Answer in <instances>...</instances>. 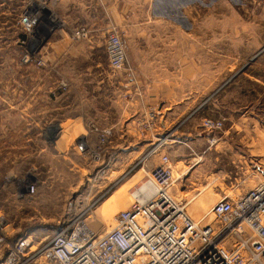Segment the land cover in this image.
I'll return each instance as SVG.
<instances>
[{"label": "rangeland", "instance_id": "374dc122", "mask_svg": "<svg viewBox=\"0 0 264 264\" xmlns=\"http://www.w3.org/2000/svg\"><path fill=\"white\" fill-rule=\"evenodd\" d=\"M183 1L146 6L140 3V8L145 7L142 11L147 16L173 17L179 22V29L193 33L194 107L200 106L208 95L219 107L213 111L205 105L197 109V116L201 126L204 118L224 120L214 145L222 141L229 147L224 157L211 162L209 188L203 185L207 175L198 155L189 157L192 167H174L175 179L187 180L186 187L193 190L174 197L191 202L188 212L199 221L222 198L215 196L213 189L222 187L225 195H239L240 191L234 190L235 182L244 168L253 173L249 178L252 187L264 180V0L180 3ZM34 3L54 14L50 22L40 26L43 39L39 42L27 37L20 23L27 7ZM46 26L53 29L48 35ZM112 27L121 32L120 25H110L106 30ZM60 29L63 23L54 0H0V210L7 218L6 231L11 238L31 236L36 245L48 242L84 206L92 205L91 226L96 232L101 234L113 227L116 215L130 206L133 191L150 177L163 151L160 148L153 153L154 146H150L143 151L136 148L121 153L117 148H108L94 153L98 141L89 131L103 128L105 121H85L88 131L75 121H62L64 113L58 111L57 103L43 98L51 89L50 97L60 94L56 87L61 74L56 45ZM34 50L44 57L45 67L23 63L24 55ZM207 64L220 66L221 79L203 96L202 77L207 72L203 73L202 67ZM209 74L219 75L213 70ZM26 79L34 81L35 97L28 106V116L22 119L20 114L25 109L17 102L19 95L13 82ZM48 85L52 88H45ZM230 110L237 111L238 121L224 117ZM26 127L31 145L27 151H13L10 144L23 138ZM138 138L149 137L130 136L131 141ZM17 180L36 181V195L19 198Z\"/></svg>", "mask_w": 264, "mask_h": 264}, {"label": "crops", "instance_id": "0c3cea01", "mask_svg": "<svg viewBox=\"0 0 264 264\" xmlns=\"http://www.w3.org/2000/svg\"><path fill=\"white\" fill-rule=\"evenodd\" d=\"M171 1L174 0H58V16L63 29L58 31L57 59L70 88L66 93L50 97L52 85H48L45 88L51 90L43 98L57 103L58 111L64 113L62 121L82 124L85 131H88L85 121L104 120V127L100 129L112 131L109 148H117L121 153L135 151L136 148L143 151L168 135L161 146L160 157L168 154L173 168H176L178 164L192 167L189 157L198 155L203 159V172L207 175V182L203 185L209 188L211 162L224 157L229 146L222 141L210 145L208 141L214 135L202 128L201 118L197 116V109L205 105L212 107L213 111L219 109L216 101H211V95L204 98L200 106L194 107L193 33L179 29L181 26L173 17L147 16L145 10L142 11L145 7L140 8V3L146 6V3ZM180 3L195 2L185 0ZM110 25L121 27L129 61L136 71L134 78L121 74L119 79L111 74L105 34ZM82 26L93 30L90 40L74 39L73 32ZM212 70L219 74L220 66L207 64L202 67V72H207L202 77V95L210 93L208 88L221 79L220 74L217 77L210 75ZM13 84L19 95L17 102L24 105L25 112L20 114L23 119L24 115L28 116V106L34 102V81L15 80ZM151 111L157 115V122L147 136L149 138L131 141V134L142 136L139 121L147 119ZM236 113L230 110L224 117L236 122L239 120ZM24 131L20 141L16 139L10 144L13 151H27L32 139H29V127ZM244 169L245 172L235 182L234 190L240 191L239 195L252 187L249 178L253 173ZM187 182L183 178L177 180L170 190L173 196L191 194L193 190L186 187ZM213 190L215 196L225 194L222 187Z\"/></svg>", "mask_w": 264, "mask_h": 264}, {"label": "built area", "instance_id": "2783aa9c", "mask_svg": "<svg viewBox=\"0 0 264 264\" xmlns=\"http://www.w3.org/2000/svg\"><path fill=\"white\" fill-rule=\"evenodd\" d=\"M43 7L30 4L20 19L27 37L37 42L43 39L40 26L54 16ZM52 30L46 26L47 35ZM105 34L111 74L134 78L136 71L129 61L122 32L112 27ZM73 36L77 41L90 40L93 30L82 26ZM23 63H33L36 68L46 64L37 50L26 53ZM58 77L56 87L60 93L68 92L69 81L62 73ZM147 116L139 121L143 136L152 133L157 122L155 112ZM202 128L214 135L208 141L213 145L215 135L224 128V120L204 118ZM89 132L98 141L94 153L109 148L111 130L93 127ZM167 139L168 135L159 139L153 153ZM176 181L171 159L163 155L150 177L133 191L130 206L116 215L113 227L101 234L96 232L91 226L92 205L84 206L48 242L38 245L31 236L11 238L6 231L7 218L0 210V264H264V180L241 195L224 194L199 221L188 212L191 202L179 201L170 193ZM18 182L19 198L36 195V181ZM147 183L154 192L144 197L141 189Z\"/></svg>", "mask_w": 264, "mask_h": 264}, {"label": "bare ground", "instance_id": "6f19581e", "mask_svg": "<svg viewBox=\"0 0 264 264\" xmlns=\"http://www.w3.org/2000/svg\"><path fill=\"white\" fill-rule=\"evenodd\" d=\"M141 192L144 194V197L149 196L151 193L154 192V188L150 183H147L142 187Z\"/></svg>", "mask_w": 264, "mask_h": 264}, {"label": "water", "instance_id": "95a60500", "mask_svg": "<svg viewBox=\"0 0 264 264\" xmlns=\"http://www.w3.org/2000/svg\"><path fill=\"white\" fill-rule=\"evenodd\" d=\"M55 131H57V129H54L53 133L55 134Z\"/></svg>", "mask_w": 264, "mask_h": 264}, {"label": "trees", "instance_id": "16d2710c", "mask_svg": "<svg viewBox=\"0 0 264 264\" xmlns=\"http://www.w3.org/2000/svg\"><path fill=\"white\" fill-rule=\"evenodd\" d=\"M23 38H25V37L23 36Z\"/></svg>", "mask_w": 264, "mask_h": 264}]
</instances>
